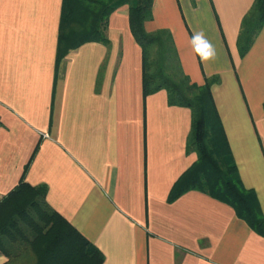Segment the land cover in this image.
I'll return each instance as SVG.
<instances>
[{
	"label": "crops",
	"instance_id": "crops-1",
	"mask_svg": "<svg viewBox=\"0 0 264 264\" xmlns=\"http://www.w3.org/2000/svg\"><path fill=\"white\" fill-rule=\"evenodd\" d=\"M253 1L153 0L144 27L170 31L192 83L218 77L211 92L232 159L264 216V27L243 56L237 48ZM61 4L0 0V192L22 176L45 184L48 205L102 264H264V233L227 203L199 190L167 201L196 160L190 110L168 105L163 89L143 98L128 4L108 17V46L83 43L56 64ZM200 30L215 61L192 51Z\"/></svg>",
	"mask_w": 264,
	"mask_h": 264
},
{
	"label": "trees",
	"instance_id": "trees-1",
	"mask_svg": "<svg viewBox=\"0 0 264 264\" xmlns=\"http://www.w3.org/2000/svg\"><path fill=\"white\" fill-rule=\"evenodd\" d=\"M152 1L62 0L56 64L83 43L108 46V17L120 4H128L129 28L141 48L143 98L163 89L168 105L190 110L186 152H195L196 160L175 181L167 201L189 190L206 191L230 205L254 230L264 233V216L256 195L242 185L214 104L211 86L218 77H206L201 85L190 81L170 31H147L144 27L152 18ZM262 27L264 0H254L240 24V56L248 51ZM46 192L45 184L30 185L22 176L0 200V253L7 258L5 264H63L66 260L69 264H102L103 254L48 205Z\"/></svg>",
	"mask_w": 264,
	"mask_h": 264
},
{
	"label": "clouds",
	"instance_id": "clouds-1",
	"mask_svg": "<svg viewBox=\"0 0 264 264\" xmlns=\"http://www.w3.org/2000/svg\"><path fill=\"white\" fill-rule=\"evenodd\" d=\"M192 51L202 62L215 61L218 58L216 46L208 39L203 30L195 31L189 41ZM6 257H0V262L6 261Z\"/></svg>",
	"mask_w": 264,
	"mask_h": 264
},
{
	"label": "built area",
	"instance_id": "built-area-1",
	"mask_svg": "<svg viewBox=\"0 0 264 264\" xmlns=\"http://www.w3.org/2000/svg\"><path fill=\"white\" fill-rule=\"evenodd\" d=\"M4 194L0 192V200L3 198Z\"/></svg>",
	"mask_w": 264,
	"mask_h": 264
}]
</instances>
